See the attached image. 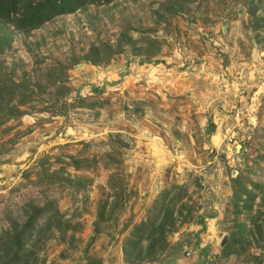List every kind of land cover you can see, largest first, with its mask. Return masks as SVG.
<instances>
[{
	"label": "rangeland",
	"instance_id": "obj_1",
	"mask_svg": "<svg viewBox=\"0 0 264 264\" xmlns=\"http://www.w3.org/2000/svg\"><path fill=\"white\" fill-rule=\"evenodd\" d=\"M89 1L0 19V264H264V0Z\"/></svg>",
	"mask_w": 264,
	"mask_h": 264
},
{
	"label": "trees",
	"instance_id": "obj_2",
	"mask_svg": "<svg viewBox=\"0 0 264 264\" xmlns=\"http://www.w3.org/2000/svg\"><path fill=\"white\" fill-rule=\"evenodd\" d=\"M112 1L104 0L106 3ZM89 2V0H0V19L12 24L18 30L30 32L39 29L45 23L58 16L76 12L87 6ZM179 10L182 9H178L177 11ZM156 55L151 53L147 60L149 61L150 58ZM65 76L64 69H61L60 76L56 77L52 83V87L56 89L57 96L55 100L61 102V106L57 112L59 115L67 114L69 107L72 106L67 101L71 90L66 86L67 77ZM25 102L21 101L20 104L23 105ZM10 111L8 117H0L1 121L18 119L25 115V112L21 111L17 106H12ZM165 230L166 227H163L162 231L165 232ZM0 252H4L3 249Z\"/></svg>",
	"mask_w": 264,
	"mask_h": 264
},
{
	"label": "water",
	"instance_id": "obj_3",
	"mask_svg": "<svg viewBox=\"0 0 264 264\" xmlns=\"http://www.w3.org/2000/svg\"><path fill=\"white\" fill-rule=\"evenodd\" d=\"M229 241L228 237H225L224 241L221 243V247L223 248Z\"/></svg>",
	"mask_w": 264,
	"mask_h": 264
}]
</instances>
